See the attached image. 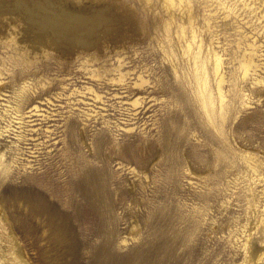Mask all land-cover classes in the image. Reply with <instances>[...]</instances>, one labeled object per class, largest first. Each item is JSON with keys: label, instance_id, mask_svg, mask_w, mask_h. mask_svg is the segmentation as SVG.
I'll return each instance as SVG.
<instances>
[{"label": "rangeland", "instance_id": "rangeland-1", "mask_svg": "<svg viewBox=\"0 0 264 264\" xmlns=\"http://www.w3.org/2000/svg\"><path fill=\"white\" fill-rule=\"evenodd\" d=\"M242 1L250 4V13L226 10L216 0H191L200 22L211 25L205 37L213 34L222 55L223 102L228 104L223 114L211 118L172 67L175 55L168 37L178 49L182 40L173 21L168 37L154 23L157 0L149 8L140 0H100L112 5L115 21L102 31L97 52L108 54L112 64L124 60L123 70L146 66L142 73L147 78L144 85L130 87L128 95L103 96L104 104L91 99L94 92L87 87L105 95L123 90L122 84L91 76L80 60L72 61L70 51L50 48L27 61L28 55L16 50V39L0 38L3 83L13 84L12 73H29L32 95L44 89L43 96L50 97L63 89L60 82L67 94L55 104L34 101L55 113L35 125L37 132L42 135L48 126L56 136L36 158L16 153L15 131L0 135L8 167L0 174V209L30 264H93L105 241L117 259L130 264H264V83L242 77L245 64L258 63L256 75L264 81V0ZM44 67L43 77L37 76ZM35 68L41 73L33 76ZM131 76L123 82L133 81ZM136 95L155 102L127 120L119 100ZM144 103L139 97L132 106L139 110ZM96 110L106 114L100 117ZM70 120L73 127L67 125ZM4 123L0 119V126ZM30 159L34 164L25 165ZM29 174L45 193L35 207L21 194V178ZM91 174L101 194L96 210L80 188ZM52 214L56 217L49 224ZM6 245L0 227V249ZM2 259L8 264L6 256Z\"/></svg>", "mask_w": 264, "mask_h": 264}, {"label": "bare ground", "instance_id": "bare-ground-1", "mask_svg": "<svg viewBox=\"0 0 264 264\" xmlns=\"http://www.w3.org/2000/svg\"><path fill=\"white\" fill-rule=\"evenodd\" d=\"M140 1L142 6L146 8H149L152 4V0ZM157 1L159 6L154 9V23L159 25V27L163 30V33L168 37L170 33V24L173 21L177 28L176 35L182 40L181 45H178V49L174 44H172L171 39L168 37L170 44L169 47L172 50L173 55H175V60L172 64L174 71L182 74L184 83L188 84L191 93L196 98L207 117L211 118L213 115L223 114L228 103L223 102L225 77L221 67L222 55L215 48V37L213 34L211 33L208 38L205 37L206 32L210 33L211 31L210 23L200 22L197 7L191 2V0ZM216 1L217 4L223 5L226 10L234 13L239 12L238 10L248 13L252 11V7L246 1ZM73 4L74 6H76L75 4L82 5L72 7ZM110 6L111 7H109L108 2L100 3V0H0V25L5 27V30L4 28L0 30V38L2 37L5 40H12V38L16 39V44L14 46L16 50H20L28 55L27 61H29L35 54H46L47 50L50 48H53V50H57V48H59L63 51H70L69 53H72V61L80 60L79 63H82L80 66L86 69L91 76L97 77V79L102 80L104 83L122 84L120 88H124L123 90L118 91V88L117 90L106 91L105 95L97 92L91 86L87 87L89 90L94 92L93 97L90 98L96 102L101 101L102 104H104L105 100L103 99V96L109 94L111 98L123 97L130 93V87H140L144 85L147 80L142 73L146 71V66L143 68L140 67L141 70L139 69L140 71L138 70L137 72V69H135L137 65H134L132 70H123L122 67L124 60L118 59L116 63L112 64L109 61L108 54L103 56L97 52L98 41L102 31L111 28L115 21L110 11L112 5ZM258 46L259 45H255V47ZM96 61H98L99 64L95 65ZM251 65L245 64L242 69V77L250 76L251 83L253 84L264 83L262 77L256 75V70L259 64L253 63ZM43 69L44 72L41 73L40 70L35 68L30 74L34 76L36 73H41V75L38 74L37 76L43 77L47 70L45 67ZM132 73L135 74V79L129 83L127 82V84L123 82L127 76L132 77ZM1 74L2 72L0 69V75ZM12 74L10 82L13 84L5 81L3 83L0 80V84H3L0 86V119L5 120V123L0 126V135L5 131H15L16 142L14 144V148L17 150L16 153H27V157L31 156L36 158L41 149L49 147L48 141L54 139L56 136L52 135L54 133L53 129L48 126L43 128L42 135H40L41 131L37 132L39 127H35V125L41 122H48L53 119L51 117L55 113L51 110L46 112V109L41 108L40 105L34 103V101L37 98L41 101V98H43L48 103L55 104L54 101L61 100L65 95H67L63 90L65 84L60 82L62 85L61 88L63 89L53 92L50 97L45 98L43 95L47 92L44 91V89H40V92L32 95V91L34 90H31V84L33 82L29 81L31 79V77H28L29 73L19 76H16L14 73ZM14 84L16 86H14ZM42 84L44 85V83ZM42 88H44V86H42ZM119 93L123 94L119 95ZM139 97H144L145 103L138 110V108L133 107L132 104L135 105V103L139 100ZM119 102H121V105L123 104V110L126 111L128 116L126 119L130 120L136 118V115L143 112L144 109L147 111L149 106L155 102V98L149 95H136L131 99H120ZM147 103L150 104L146 106ZM100 109L106 110L107 108L102 105L100 106ZM41 110H45V112ZM94 114H99L100 117H103L106 113H103L101 110H96V113ZM108 119L109 118H106L104 121L106 124L109 121ZM73 123L74 122L70 120L67 125L73 127ZM130 128L131 127H128V129ZM55 141L56 140L54 139L53 142ZM21 142L24 143L25 146H21ZM31 161H33V159L27 161L25 165L32 166L34 163H31ZM7 168V165L3 163V154L0 153V174L6 171ZM250 168L252 169V166H250ZM85 171L84 175L87 173L90 174V172L85 173ZM82 179L84 180V178ZM36 180L38 179H36L34 175H24L21 178L22 183L20 184L22 197L34 207L36 206L35 201H39L40 198L43 199V196H45L44 191L38 189V181ZM80 184V188H83V193L80 191L83 196L85 195V197L88 198L92 204L91 206L95 210L99 209L100 203L98 201L100 200L99 195L101 194L99 193L98 183L94 174L86 177V180L82 181ZM101 202H103V200ZM87 204L90 205L88 201ZM43 206V204L41 206L38 205L36 208H38L37 210H42L41 207L43 208ZM104 207L105 206L101 207V209H104ZM101 212L99 211V213ZM53 217L56 216H53V214L52 216L50 215L49 224L54 223L55 218L53 219ZM101 226L102 225H100V227ZM0 227L2 228V232L4 233L7 242L6 247H1L0 249V259L2 256H6L8 258V264H30L25 258L21 245L16 236L13 234L10 228V223L1 209ZM63 228L64 227L60 228V231H62L61 229ZM73 229H75V227ZM99 230L100 229H98V231ZM108 234L111 233H107V235ZM105 242L102 245L100 244V247H97L93 264H130L126 258L117 259V257H115L109 249L108 243ZM73 255L75 254L73 253ZM0 264L6 263L3 262L2 259Z\"/></svg>", "mask_w": 264, "mask_h": 264}]
</instances>
